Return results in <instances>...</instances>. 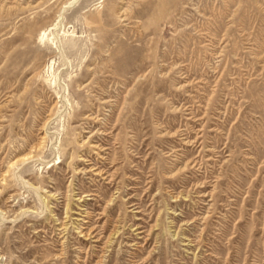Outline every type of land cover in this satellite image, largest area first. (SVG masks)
I'll return each instance as SVG.
<instances>
[{"label": "rangeland", "instance_id": "1", "mask_svg": "<svg viewBox=\"0 0 264 264\" xmlns=\"http://www.w3.org/2000/svg\"><path fill=\"white\" fill-rule=\"evenodd\" d=\"M0 264H264V0H0Z\"/></svg>", "mask_w": 264, "mask_h": 264}, {"label": "bare ground", "instance_id": "2", "mask_svg": "<svg viewBox=\"0 0 264 264\" xmlns=\"http://www.w3.org/2000/svg\"><path fill=\"white\" fill-rule=\"evenodd\" d=\"M31 155V154H30ZM27 156H29V155H27ZM23 157H25V156H23ZM18 158V157H17ZM97 170V169H96ZM91 235V234H90Z\"/></svg>", "mask_w": 264, "mask_h": 264}]
</instances>
